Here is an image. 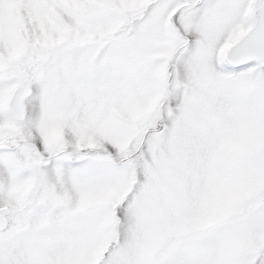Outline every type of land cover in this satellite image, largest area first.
Listing matches in <instances>:
<instances>
[{"label":"snow or ice","instance_id":"1","mask_svg":"<svg viewBox=\"0 0 264 264\" xmlns=\"http://www.w3.org/2000/svg\"><path fill=\"white\" fill-rule=\"evenodd\" d=\"M0 264H264V0H0Z\"/></svg>","mask_w":264,"mask_h":264}]
</instances>
